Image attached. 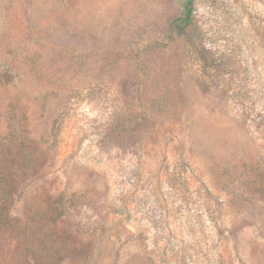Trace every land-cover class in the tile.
Masks as SVG:
<instances>
[{
  "label": "rangeland",
  "instance_id": "rangeland-1",
  "mask_svg": "<svg viewBox=\"0 0 264 264\" xmlns=\"http://www.w3.org/2000/svg\"><path fill=\"white\" fill-rule=\"evenodd\" d=\"M63 2L0 0V138L20 114L48 148L9 210L29 255L264 264V0H192L205 62L185 0ZM24 244L0 233V264Z\"/></svg>",
  "mask_w": 264,
  "mask_h": 264
},
{
  "label": "trees",
  "instance_id": "trees-1",
  "mask_svg": "<svg viewBox=\"0 0 264 264\" xmlns=\"http://www.w3.org/2000/svg\"><path fill=\"white\" fill-rule=\"evenodd\" d=\"M65 4H71L72 0H62ZM172 35L175 40L191 45L200 61L205 62V55L200 47L199 36L196 33L195 23L192 16V0H185L181 15L172 22ZM6 132L0 138V233L9 231L14 237L25 241L15 264H41L33 255L30 242L36 237L42 228L35 226L36 223L27 218L24 224L18 223L9 216L16 197L21 188L30 181L39 178L42 159L46 156L48 148L36 147L25 118L22 115L6 114ZM41 145L44 143L40 139ZM56 220V209L52 208ZM32 228V230H30ZM37 238V237H36ZM37 240V239H34ZM39 241V240H38ZM39 248L36 247V252Z\"/></svg>",
  "mask_w": 264,
  "mask_h": 264
}]
</instances>
